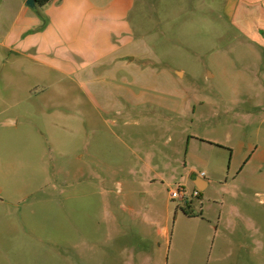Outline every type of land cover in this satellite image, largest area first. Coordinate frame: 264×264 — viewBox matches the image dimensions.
<instances>
[{
	"label": "rangeland",
	"instance_id": "obj_1",
	"mask_svg": "<svg viewBox=\"0 0 264 264\" xmlns=\"http://www.w3.org/2000/svg\"><path fill=\"white\" fill-rule=\"evenodd\" d=\"M227 1L136 0L131 25L161 56L138 84L177 113L109 115L0 50V264H264V34ZM148 161L176 171L153 180Z\"/></svg>",
	"mask_w": 264,
	"mask_h": 264
},
{
	"label": "crops",
	"instance_id": "obj_2",
	"mask_svg": "<svg viewBox=\"0 0 264 264\" xmlns=\"http://www.w3.org/2000/svg\"><path fill=\"white\" fill-rule=\"evenodd\" d=\"M27 1L0 0V50L74 82L89 98L100 99L96 107L109 115L129 114L145 104L177 113L157 102L164 90L138 84L161 56L131 25L136 0H52L38 8ZM223 14L234 25L264 34V0H228ZM166 80L170 85L175 82L171 75ZM190 110L179 114L186 116ZM150 162L146 168L153 180L176 171L171 164L159 171ZM185 169L196 186L207 188L209 181L203 174ZM160 233L167 238L169 228L163 227Z\"/></svg>",
	"mask_w": 264,
	"mask_h": 264
},
{
	"label": "built area",
	"instance_id": "obj_3",
	"mask_svg": "<svg viewBox=\"0 0 264 264\" xmlns=\"http://www.w3.org/2000/svg\"><path fill=\"white\" fill-rule=\"evenodd\" d=\"M186 191L183 187L179 186V188L177 190H173L171 192V198L173 200L175 199H185L186 198ZM195 195H197V193H195Z\"/></svg>",
	"mask_w": 264,
	"mask_h": 264
},
{
	"label": "trees",
	"instance_id": "obj_4",
	"mask_svg": "<svg viewBox=\"0 0 264 264\" xmlns=\"http://www.w3.org/2000/svg\"><path fill=\"white\" fill-rule=\"evenodd\" d=\"M52 0H35L36 6L38 7H42L44 5H46L47 3H49Z\"/></svg>",
	"mask_w": 264,
	"mask_h": 264
},
{
	"label": "water",
	"instance_id": "obj_5",
	"mask_svg": "<svg viewBox=\"0 0 264 264\" xmlns=\"http://www.w3.org/2000/svg\"><path fill=\"white\" fill-rule=\"evenodd\" d=\"M27 5H29L30 7H32V8H35L36 7V3H35V0H28L27 1ZM198 187V189L199 190H203V188L202 187H200V186H197Z\"/></svg>",
	"mask_w": 264,
	"mask_h": 264
}]
</instances>
